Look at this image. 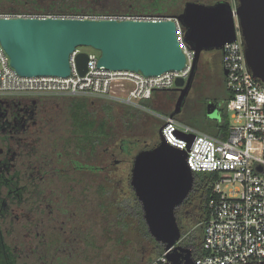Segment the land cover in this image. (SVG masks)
Segmentation results:
<instances>
[{
    "label": "water",
    "instance_id": "1",
    "mask_svg": "<svg viewBox=\"0 0 264 264\" xmlns=\"http://www.w3.org/2000/svg\"><path fill=\"white\" fill-rule=\"evenodd\" d=\"M234 16L247 68L264 85V0L187 1L178 15L162 21L0 18V45L10 66L24 77L68 76L69 56L82 47L99 53V67L156 76L179 71L185 64L177 22L184 32L183 42L193 52V61L188 79H178L170 90L179 94L169 115L173 118L180 114L191 90L201 53L220 51L235 41ZM75 61L83 75L87 53H78ZM206 111L212 117L218 113L213 107H206ZM161 131L162 127L156 146L135 155L130 186L141 205L148 234L163 246L165 264H194L191 250L179 244L181 229L175 216L176 208L192 191L193 173L187 166L186 152L168 145ZM189 139L191 142L193 137Z\"/></svg>",
    "mask_w": 264,
    "mask_h": 264
},
{
    "label": "built area",
    "instance_id": "2",
    "mask_svg": "<svg viewBox=\"0 0 264 264\" xmlns=\"http://www.w3.org/2000/svg\"><path fill=\"white\" fill-rule=\"evenodd\" d=\"M233 3V2H231ZM0 18H65L89 20L162 21L160 15H18L0 13ZM236 39L219 51L225 87L229 129L220 140L169 115L159 116L161 135L170 146L185 151L194 173H211L208 218L204 222L202 252L194 264H257L264 261V85L249 72L244 46L234 16ZM177 36L186 57L183 68L156 76L130 70H108L97 66L99 53L86 52V72L81 75L75 49L69 56L66 77L18 75L0 45V97H83L110 101L146 111L141 102L154 91H170L178 79L186 81L193 52L183 42V29L176 22ZM193 137L190 142L189 137ZM180 244V243H179ZM162 253L150 264H165Z\"/></svg>",
    "mask_w": 264,
    "mask_h": 264
},
{
    "label": "flooded vegetation",
    "instance_id": "3",
    "mask_svg": "<svg viewBox=\"0 0 264 264\" xmlns=\"http://www.w3.org/2000/svg\"><path fill=\"white\" fill-rule=\"evenodd\" d=\"M15 1H0V11L15 13L30 12L31 9L34 12L32 14L20 13L18 15L40 14L39 12L42 11H60L64 9L60 6L72 0H39L42 3L39 8H30V5L17 6L14 3ZM70 7H76L78 9L84 8L79 5L75 6L73 3L70 4ZM199 62L192 87L195 86L197 80L201 79L200 84L198 81L196 87L197 92L200 94L201 87L208 76V72L204 68L201 69ZM190 92L183 102L180 114L185 110ZM168 93H174L175 105L179 94L175 91ZM25 98L31 99L33 97L4 98L5 108L3 113L0 114V161L6 159L12 166L10 172L6 173L10 177L11 189L2 188L0 192V199L6 201V204L0 206V213H2L1 210L5 206L7 207L6 214L0 215L2 216L0 217L2 236L15 254L18 264L19 259L22 257L21 253L25 254L28 251L33 253L34 256H38L41 263L53 259L55 264H69L67 262L68 258H74L79 255V251L90 250L91 248L97 250L95 242L96 234L88 229L87 225L91 219H95V215L98 214L97 211L100 212L103 206L102 203H104L105 207H108V212L102 215L106 216L105 214H109L111 217H114L118 229H121V227L117 225L118 217H116V213L118 214L121 210L125 213L123 221L126 224H130L128 220H130L131 216L126 210L129 206L128 199H135L139 204L141 218L143 220L141 205L130 186L133 160L138 152L130 162L131 167L127 174L128 177H126V184L123 186L125 190L122 188L120 190L121 194L117 197L118 199H114L112 203L105 201L108 194L110 195L109 197L114 198L112 192L119 187L117 183L112 185L113 180L111 174L115 171L116 167L124 164V158L130 156V151L136 146V143L124 137L114 138L111 133L112 127L107 121L100 120L98 122L93 120L97 126L104 123L108 134L107 140L101 141L102 144H106L102 149L103 163L100 165H85L82 164L81 160L65 159V140L70 137V139L76 142V138H80L79 136L76 137V135L74 136L75 138L72 136L73 122L70 119L68 127L63 126L62 128L64 130H60V127H56L53 123L43 121V112L36 109L32 102L33 100L30 101L31 103L19 101ZM67 98L75 99L83 97ZM216 101L218 100L216 99ZM191 103L190 105L193 106L194 102ZM114 104L116 106L118 105L117 107L119 109L127 110L126 116L129 117L128 112L130 110L128 106ZM105 107L109 108V105L103 106L102 109ZM71 108L72 104L69 110ZM173 110L174 106H172ZM64 133L67 135L64 136ZM68 149L74 150L75 157L81 156L80 151L76 147L73 148L70 146ZM83 173H88L91 176H99L103 173V181H107L108 185L113 186V189L109 193L107 188L104 189L101 187L99 191V202L85 200L81 197V174ZM190 196L191 193L176 208V220H179L180 216H184L185 219L190 220L192 216L194 217L195 214H198L196 201ZM133 203L135 202H131V205ZM117 205H125L127 207L122 206L123 208L118 211L114 208ZM182 213L183 216L181 215ZM197 216L196 219L198 218ZM7 224L12 226V229L7 228ZM13 225H15L14 228ZM122 232L124 233V231ZM107 233L110 234L109 232ZM11 239L13 242H11ZM117 242H119V239ZM137 242H139V239ZM88 243L92 245H87ZM123 243L129 242L125 240ZM147 254L151 257L154 253L152 250H146V247L141 248L140 258L133 263L146 264L150 258H148Z\"/></svg>",
    "mask_w": 264,
    "mask_h": 264
},
{
    "label": "rangeland",
    "instance_id": "4",
    "mask_svg": "<svg viewBox=\"0 0 264 264\" xmlns=\"http://www.w3.org/2000/svg\"><path fill=\"white\" fill-rule=\"evenodd\" d=\"M3 2V0H0ZM132 1V0H129ZM139 4H147L152 3L154 0H137ZM164 2V5L167 6L172 13H177V10H182L183 5L187 1H195L204 4H213L220 0H160ZM229 2H233V0H225ZM83 52H91L93 51L91 48L82 47L80 48ZM199 65L201 69H205L208 72V76L204 81L203 86L201 87L200 94L197 92L196 87L200 80L195 82V86L192 87L190 92L189 98L187 99V105L185 110L182 114H179L175 117V119L179 122L184 124L190 125L197 116L205 114L208 120L217 119L218 115L210 116L207 111H205L206 107H213L215 109L221 108L224 104L223 96L226 91L225 87V77L223 75V70L220 64V54L219 51H206L202 52L200 56ZM216 99L218 101H216ZM33 100V101H32ZM28 103L32 101L34 106L39 111H42L43 121H47L53 123L56 127H60V130H64L63 126L68 127L70 122V105L75 102H84L89 112L91 113V118L94 121L105 120L108 124L112 127L111 133L114 138L124 137L130 140H133L136 143V146L131 149V154L128 157H125V162L123 165H120L115 168V171L111 174L112 178V185L115 183L119 184L118 189L113 190L112 194L114 198L109 197L108 194L105 201L107 203H112L114 199H118V195L121 194L123 186H125L126 177L129 171L130 162L133 156L141 151L146 150L148 145L151 144L153 141L152 136L148 129L153 124H158L160 122L159 116H163L162 114L151 112V111H143L142 114H136L138 116L136 119H132L130 116H126L127 110L119 109L114 103H108L104 100L87 98L84 101L81 98L70 99L67 97L56 98V97H33L31 99L25 98L24 100ZM110 102V101H109ZM191 102H194L193 106ZM196 103V104H195ZM144 103L141 102V106ZM206 104V106H205ZM109 108L105 107L102 109L103 106H108ZM174 106V104H173ZM205 106V107H204ZM117 108V109H115ZM129 108V114H134L132 111L133 107ZM149 110V109H148ZM136 113V112H135ZM162 122V121H161ZM211 122V121H209ZM107 124V125H108ZM67 134L64 133V136ZM157 139H158V130H157ZM113 145V144H112ZM106 146L103 144L101 147L95 151V154L92 157L88 156V153L83 154L82 156L75 157L74 155L65 156V159L71 160H81L82 164L85 165H100L103 163L102 160V149ZM115 146V145H114ZM112 148V147H111ZM149 149V148H148ZM72 153V150H69ZM71 173V172H68ZM103 173L99 176H91L88 173L81 174V197L87 201L95 200L99 202V191L100 188L103 187L104 189L107 188L108 192L113 189V186L108 185L107 181H103L102 179ZM95 183V185H94ZM125 190V188L123 189ZM116 196V197H115ZM103 202V201H102ZM98 204V203H97ZM91 211V210H90ZM89 211V212H90ZM98 214L95 215V221L91 219L88 223L87 227L91 231L96 234V249L93 248L86 249L85 251H79V255L75 256L74 258H68L67 262L69 264H118V262L125 257L126 263H131L137 261L141 256V248L146 247V250H152L153 245L150 241H145L141 238V234L138 230L139 224L137 218L135 216L130 217V224L131 228L128 229L126 232H122L121 229H118L116 226V222L114 217H111L109 214L103 216L99 211ZM183 216V213L181 214ZM196 215L192 216V219L187 220L180 216V219L177 220V223L181 229V234L186 233L190 234L193 233L195 228L197 227L196 223ZM114 216V215H112ZM199 216V215H198ZM197 216V217H198ZM112 218V219H111ZM17 225V224H16ZM15 225H13L14 228ZM7 228H11L9 224H7ZM18 229V227L16 226ZM107 231L110 233L108 234ZM18 232V231H17ZM106 232V233H105ZM182 236V235H181ZM20 238V237H19ZM119 239V242H117ZM139 239V242H137ZM128 241L129 243H123V241ZM137 240V241H136ZM7 241L9 242L8 238ZM11 242L13 240L11 239ZM140 251V252H139ZM83 252V253H82ZM153 252V251H152ZM22 257L19 259V264H55L52 260L48 262L41 263L40 258L38 256H34L33 253L30 251L22 254ZM148 258L150 257L149 254ZM38 258V259H37ZM101 258V259H100ZM157 258L156 255L152 254L149 258L155 260Z\"/></svg>",
    "mask_w": 264,
    "mask_h": 264
},
{
    "label": "trees",
    "instance_id": "5",
    "mask_svg": "<svg viewBox=\"0 0 264 264\" xmlns=\"http://www.w3.org/2000/svg\"><path fill=\"white\" fill-rule=\"evenodd\" d=\"M15 5H30V8H39L42 4L39 0H16ZM73 3L75 6L79 5L80 7L84 8H71L70 4ZM64 9L60 11H45L39 12L40 14H65V15H80V14H95V15H160L165 17H175L178 15L182 10H177V13L168 12L167 6L164 5V2L160 0H154L152 3L147 4H139L137 0H84V1H69L65 5L60 6ZM35 12H38L34 10ZM0 13H10V14H20V13H34L31 9L30 12H5L0 11ZM154 13V14H149ZM170 91H154L152 96L149 100H144L143 105L147 109V111L156 112L162 115H170L172 113V106L175 102L174 93H168ZM4 98L10 97H0V114L4 111ZM230 98L229 92L225 91V96H223V106L218 108V118L217 119H209L207 116H197L194 121L190 123V126L196 128L197 130L204 132L206 134L211 135L212 137L218 138L220 140L226 139L228 135L229 129V116L226 109V103ZM83 101L87 98H81ZM132 108V107H131ZM149 109V110H148ZM132 111L134 114H129L132 119H136L138 116L136 114H142V110L133 108ZM176 117V116H175ZM70 119L73 122V137L76 135L77 141L70 139L68 137L64 142V154L74 155V150L72 153L69 151V147L72 146L73 148L76 147L81 156L83 154L88 153L89 157H92L95 154V151L102 146V140H107V132L105 129V124L96 125L93 119L91 118V113L88 110L87 105L84 102H75L72 103V108L70 110ZM211 121V122H209ZM162 122H158V124H153L149 129V133L152 136L153 141L151 144L148 145V148H153L158 144L157 139V130L161 127ZM75 138V137H74ZM147 148V149H148ZM11 164L8 160L2 159L0 161V192L2 188L11 189V181L10 177L6 175L7 172L11 170ZM215 179L214 174L211 173H194L193 174V188L191 191V198L196 201V209L198 211V218L196 219V225L193 233L186 234L182 233L181 235V242L180 245L186 247L191 250L193 258L198 257L203 254L202 252V240H203V228L204 222L208 218V200L211 193L212 182ZM103 188V187H102ZM133 200L135 203L131 205V201ZM6 204L4 199H0V206ZM100 212L101 214L108 212V207H105L104 203H102ZM128 207L127 211L130 216H135L138 219L139 224V232L142 234L141 238L145 241H150L153 245L152 251L154 255L159 257L163 253V246L161 244L156 243L148 234L147 228L145 223L141 218V212L139 204L136 202L135 199H128ZM121 205H117L114 208L118 211L122 209ZM2 214H6L7 207L5 206L2 210ZM120 212V213H119ZM118 214L116 213L118 226L121 227V231L126 232V230L131 228V224H126L123 221V217L125 213L119 211ZM108 215V214H105ZM2 217V216H0ZM2 219V218H1ZM2 223L0 222V226ZM108 232V231H107ZM92 245V244H87ZM126 258L123 257L118 264H134L126 263ZM154 260L150 259L146 264H150ZM0 264H18L16 260V256L6 243L4 237L2 236V229L0 227Z\"/></svg>",
    "mask_w": 264,
    "mask_h": 264
}]
</instances>
